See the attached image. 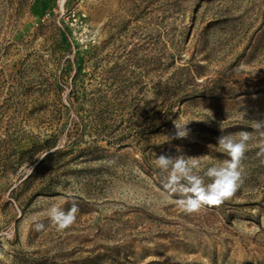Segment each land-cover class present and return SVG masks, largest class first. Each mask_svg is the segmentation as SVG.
Returning <instances> with one entry per match:
<instances>
[{
  "label": "rangeland",
  "instance_id": "rangeland-1",
  "mask_svg": "<svg viewBox=\"0 0 264 264\" xmlns=\"http://www.w3.org/2000/svg\"><path fill=\"white\" fill-rule=\"evenodd\" d=\"M262 118L264 0H0V264H264L260 137L235 195L192 214L155 163L203 175Z\"/></svg>",
  "mask_w": 264,
  "mask_h": 264
},
{
  "label": "clouds",
  "instance_id": "clouds-1",
  "mask_svg": "<svg viewBox=\"0 0 264 264\" xmlns=\"http://www.w3.org/2000/svg\"><path fill=\"white\" fill-rule=\"evenodd\" d=\"M188 123V122H187ZM174 122L176 133L173 138L184 139L188 136L186 124ZM253 131H240L232 135H222L217 138V148L227 158L219 164L208 167L200 174L201 157H170L160 155L155 158L159 169L165 173L163 188L175 198V204L186 214L198 212L203 206H218L232 198L243 184V169L241 162L248 151L249 142L254 136L260 137L258 157H264V118L257 119L252 124ZM264 163V159L261 161ZM210 181V182H206ZM68 202V201H66ZM64 210L52 205L47 211V218L58 231L70 228L77 219L79 211L75 200ZM35 231L45 230L42 222H36ZM2 256V253H0Z\"/></svg>",
  "mask_w": 264,
  "mask_h": 264
}]
</instances>
